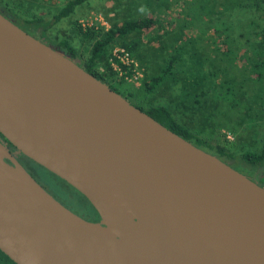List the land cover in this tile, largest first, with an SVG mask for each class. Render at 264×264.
<instances>
[{
	"label": "water",
	"instance_id": "95a60500",
	"mask_svg": "<svg viewBox=\"0 0 264 264\" xmlns=\"http://www.w3.org/2000/svg\"><path fill=\"white\" fill-rule=\"evenodd\" d=\"M0 135L98 217L62 206L0 142L14 264H264V188L1 13Z\"/></svg>",
	"mask_w": 264,
	"mask_h": 264
},
{
	"label": "rangeland",
	"instance_id": "374dc122",
	"mask_svg": "<svg viewBox=\"0 0 264 264\" xmlns=\"http://www.w3.org/2000/svg\"><path fill=\"white\" fill-rule=\"evenodd\" d=\"M67 1L0 0V11L48 45L58 49L57 44L66 41L78 65L87 57L90 42L80 38L76 25L106 30L127 19L152 17L154 26L148 31L116 39L109 49L111 54L123 42H136L135 50L128 53L134 62L128 73L135 78L114 71V81H122L120 89L126 100L142 108L165 105L193 138L213 147L222 145L227 153L224 162L229 166L231 163L233 169L250 177L255 170L261 171L260 180H264V160L253 165L241 156L257 153L262 147L261 92L248 62L252 46L255 50L256 45L264 48V4L252 9L236 4L243 0H86L54 22L53 15ZM224 26L225 35L215 30ZM172 55L176 60L170 72L155 89L146 92L145 83ZM30 163L33 177L62 206L94 212L78 192L62 181L57 184L63 189L60 196L54 195L47 176ZM70 211L93 221L91 216Z\"/></svg>",
	"mask_w": 264,
	"mask_h": 264
},
{
	"label": "trees",
	"instance_id": "16d2710c",
	"mask_svg": "<svg viewBox=\"0 0 264 264\" xmlns=\"http://www.w3.org/2000/svg\"><path fill=\"white\" fill-rule=\"evenodd\" d=\"M86 0H68L54 15L53 21H57L62 17H66L72 13L74 8ZM235 1V0H233ZM237 5L243 8H252L257 9L261 5L264 4V0H243L241 2L237 1ZM25 23L29 24V21H24ZM252 22V21H251ZM154 19L150 16L139 17L134 19H127L122 21L120 24L116 25L115 27L103 30L102 27H81L80 25H76L77 34L82 38L84 41L90 42V48L87 54V57L84 61L79 65L84 71L92 75L94 78L98 79L99 81L106 84L111 90L115 91L116 93L120 94L122 97L127 99L126 94L123 93L120 89L122 81L116 82L114 81L115 73L111 69L109 64L110 58V46L111 43L116 39H121L125 37L127 34L133 32H146L154 25ZM225 28L224 27H216L215 30H219L223 35H225ZM125 51H127L130 55L136 48V42L131 41L130 43L123 42L119 45ZM58 49L63 51L65 54H69L70 56L74 55V50L70 47V45L66 41H60L57 44ZM251 47V56L250 61L248 62V67L253 74V80L256 84H258V88L261 92V111L264 115V48H261L260 45H256ZM176 60L175 56H170L165 64V66L160 70L157 75H154L149 78V80L145 83V90L146 92H151L155 87L164 79V77L170 72L172 65ZM121 69L125 67L120 65L118 61L114 60ZM227 89V88H226ZM227 93V91H226ZM129 94V93H128ZM139 110L146 113L156 122L164 126L166 129L172 131L176 135L180 136L181 138L190 141L196 147L203 149L204 151L220 158L227 155L224 152V147L219 145L216 147L206 145L203 141L193 138L192 134L179 124L177 121L173 119V117L169 114L167 109L163 106H150L147 108H142L139 105L132 104ZM242 159L249 162L250 164H257L262 161L264 158V131L262 135V147L259 152L257 153H243ZM35 164V163H34ZM36 165V164H35ZM38 169L42 171V174L47 176L49 184H52V192L54 195H59L60 192L63 190L58 187L57 184L61 182L57 179L54 175L47 172L42 167L36 165ZM51 187V186H50ZM57 197V196H56ZM59 198V197H57ZM0 264H14L11 260H9L2 252H0Z\"/></svg>",
	"mask_w": 264,
	"mask_h": 264
},
{
	"label": "flooded vegetation",
	"instance_id": "af4514ba",
	"mask_svg": "<svg viewBox=\"0 0 264 264\" xmlns=\"http://www.w3.org/2000/svg\"><path fill=\"white\" fill-rule=\"evenodd\" d=\"M0 13L3 15V16H5V18H8V16H6L5 15V13L4 12H1L0 11ZM22 29V28H21ZM23 30V29H22ZM24 31V30H23ZM24 32H26L27 34H29V35H31L29 32H27V31H24ZM31 36H34V35H31ZM36 37V36H35ZM37 38V37H36ZM0 142L1 143H3L4 144V146L6 147V149H7V151L10 153V155L22 166V168H24V170L43 188V186L36 180V178L35 177H33L34 176V170L33 169H31L29 166H28V164L31 162L30 160V162L28 161V159L27 158H25V157H23L19 152H17L7 141H5V139L0 135ZM221 158V160H223V161H226V159L225 158H223V157H220ZM219 158V159H220ZM264 160V158L262 159V161ZM6 162H7V160H5ZM29 162V163H28ZM33 162H31L30 164H32ZM230 167L231 168H233V166H231V163H230ZM235 170V169H234ZM243 175H245L247 178H249L251 181H253L254 183H256L257 185H259L260 187H262V188H264V180H260L261 179V177H262V175L263 174H261V171H256L255 170V175L253 176V177H250V176H248V175H246V174H243ZM44 189V188H43ZM45 190V189H44ZM54 198V197H53ZM55 199V198H54ZM55 200H57V199H55ZM58 201V200H57ZM59 202V201H58ZM60 202H62V204H64L63 203V201H60ZM65 205V204H64ZM66 206V205H65ZM67 207V209L69 210H72V211H75V212H80V213H82V215L84 216V217H92L93 218V221H96V220H98V217H97V215H96V213L95 212H92V211H89L90 209H88L86 212H82L81 210H79V209H77V210H75V209H72V208H70V207H68V206H66Z\"/></svg>",
	"mask_w": 264,
	"mask_h": 264
},
{
	"label": "built area",
	"instance_id": "2783aa9c",
	"mask_svg": "<svg viewBox=\"0 0 264 264\" xmlns=\"http://www.w3.org/2000/svg\"><path fill=\"white\" fill-rule=\"evenodd\" d=\"M114 60L118 61V63H120V65L124 66L125 68L121 69V67ZM108 61L113 71L123 75V77L129 76L130 78H135L133 74L130 75L128 73V70L130 69L131 65H134V62L128 56V52L123 48L120 47L119 49H113Z\"/></svg>",
	"mask_w": 264,
	"mask_h": 264
},
{
	"label": "crops",
	"instance_id": "0c3cea01",
	"mask_svg": "<svg viewBox=\"0 0 264 264\" xmlns=\"http://www.w3.org/2000/svg\"><path fill=\"white\" fill-rule=\"evenodd\" d=\"M144 90H145V85H144ZM146 91V90H145ZM163 107H165L167 109V111L169 112V114L171 115L172 113L170 112V110L165 106L163 105Z\"/></svg>",
	"mask_w": 264,
	"mask_h": 264
}]
</instances>
